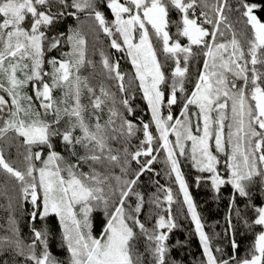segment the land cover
<instances>
[{
  "label": "snow or ice",
  "instance_id": "1",
  "mask_svg": "<svg viewBox=\"0 0 264 264\" xmlns=\"http://www.w3.org/2000/svg\"><path fill=\"white\" fill-rule=\"evenodd\" d=\"M161 151L178 195L143 190ZM181 217L192 264H264V0H0V264H187Z\"/></svg>",
  "mask_w": 264,
  "mask_h": 264
},
{
  "label": "trees",
  "instance_id": "2",
  "mask_svg": "<svg viewBox=\"0 0 264 264\" xmlns=\"http://www.w3.org/2000/svg\"><path fill=\"white\" fill-rule=\"evenodd\" d=\"M107 11V10H106ZM109 18L110 15H109ZM91 39V38H90ZM101 42L103 46L105 47V50L107 49V40L103 36H101ZM112 52H115V50H111ZM115 57L120 58V63H121V68L125 72H131V65L130 63L127 62L126 59L121 57V54L115 53ZM95 60H99V56L93 57ZM191 88V85L188 86ZM134 106L137 107L136 115L142 117L145 121L150 119V113L147 110V105L146 103L141 99L140 94L138 93L136 95V98L134 100ZM173 114L177 115L178 114V109L173 108ZM173 138V137H172ZM158 159L157 162L154 163L153 168L155 169L156 172H159L160 175L157 177L154 175V173H147L144 175L141 179L143 182V190L145 193L150 194L153 192L154 186H153V180L158 179L161 184H164L166 186H171L173 188V192L175 195H178V186L174 183L173 179L168 178L165 175V164H164V158H165V153L161 151L160 153L157 154ZM181 168L182 171L185 173V176L189 182L190 185V191L192 193V196H196V193L204 191V186L201 185L200 187H197L194 183L195 176L198 174L195 169H193L190 166V163L187 160H181ZM260 201H257V204H259ZM174 211L176 208H178V205H174ZM180 223L183 225V227L179 230H177L174 235H173V241L175 240H182L186 242V248L185 249H178L177 250V258H184L186 253L187 255V264H192V261L194 258L199 257L200 255V247L198 244V240L194 235H191V229L192 225L190 223L189 219H185L183 217L180 218ZM21 226L22 230L27 235L28 233V228L25 225L24 221H21ZM50 227L54 233H59V225L55 220H52ZM240 239H243L245 237H239ZM248 239H251V237H247ZM220 243H224L225 247H227L226 241H219ZM51 250L54 255H57L59 257H63L64 253L62 250L59 248L58 245V240L54 239L51 242Z\"/></svg>",
  "mask_w": 264,
  "mask_h": 264
},
{
  "label": "rangeland",
  "instance_id": "3",
  "mask_svg": "<svg viewBox=\"0 0 264 264\" xmlns=\"http://www.w3.org/2000/svg\"><path fill=\"white\" fill-rule=\"evenodd\" d=\"M172 139H174V137ZM180 159L185 160L183 157H181ZM229 195H230V189L223 188L221 191V197L219 200H217L214 198L211 189L207 186H204V191L198 192L196 193V196H193V199L198 205V211H200L201 216L206 224V231L211 233L213 227H215L216 232L222 233L224 217L228 210ZM217 221H220V225H216ZM238 239L240 238L238 237ZM240 240H241L240 254L243 255L244 250L247 248L250 239L245 237Z\"/></svg>",
  "mask_w": 264,
  "mask_h": 264
}]
</instances>
